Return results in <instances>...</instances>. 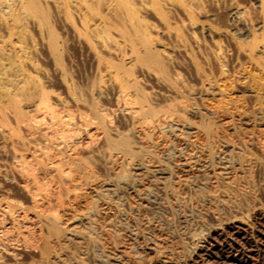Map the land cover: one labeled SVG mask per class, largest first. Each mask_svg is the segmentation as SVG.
Returning a JSON list of instances; mask_svg holds the SVG:
<instances>
[{
  "label": "bare ground",
  "instance_id": "obj_1",
  "mask_svg": "<svg viewBox=\"0 0 264 264\" xmlns=\"http://www.w3.org/2000/svg\"><path fill=\"white\" fill-rule=\"evenodd\" d=\"M195 1L0 0V263L9 258L15 264H88L91 257L105 264L107 245L121 238L120 246L124 229L131 228L135 239L149 227L139 207L157 196L144 180L173 196L172 160L183 148L205 153L209 164L215 157L242 161L237 143L224 142L218 155V134L203 117L208 108L196 107L189 97L195 89L173 69L172 53L182 50L197 88L220 95L226 89L223 49L211 52L217 74L206 75L172 16L180 13L191 21ZM230 6L235 20L246 17L247 8L237 0ZM258 8L264 33V0ZM149 16L173 44L152 33ZM228 37L248 63L264 68V35L246 42ZM191 41L197 46L193 36ZM69 42L90 60L91 75L83 84L73 81L66 66ZM38 49L59 77L63 96L49 89L34 58ZM148 80L159 89L147 88ZM105 96L113 102L114 111H108L118 125L99 103ZM191 113L198 120L187 116ZM8 184L23 199L11 194ZM148 249L156 257L159 249L154 244ZM29 250L33 258L22 259ZM171 259L161 261L177 264Z\"/></svg>",
  "mask_w": 264,
  "mask_h": 264
},
{
  "label": "rangeland",
  "instance_id": "obj_2",
  "mask_svg": "<svg viewBox=\"0 0 264 264\" xmlns=\"http://www.w3.org/2000/svg\"><path fill=\"white\" fill-rule=\"evenodd\" d=\"M230 1L196 0L192 6L191 21L180 13L172 15L190 42L189 53L200 62L201 70L206 75L217 74L218 65L211 57V52L217 46L223 49L222 80L226 89L221 95L213 91L205 93L197 88L199 84L192 64L182 50L172 53V65L182 81L195 89L193 95H189L190 100L200 109L203 106L208 108L203 117L215 127L218 134L215 150L222 151L221 145L224 142L237 143L242 148V161L238 163L230 158L227 163V160L215 157L209 164L205 153H195V156L191 149L183 148L181 154L184 155L176 156L181 160L174 157L171 166L173 173L170 192L175 200L165 195L159 185L154 186L155 182L149 181L150 185L145 179L144 183L157 196L156 199H149L150 204L147 202L139 207L141 215L149 218V227L143 230L141 237L135 239L130 234L131 228L124 229L120 233L123 237L120 246L118 242L121 238L109 243V248L107 245V257H102L107 260L104 261L105 264H163V258L165 261L172 258L171 262L175 260L173 262L177 264H264V68L258 69L248 63L246 56L232 46L228 37L232 34L246 42L256 35L260 40L261 35H264L263 28L259 26L262 15L258 0H237L247 8L246 17L237 21L230 13ZM148 20L153 23L152 33L159 40L173 44L171 38L160 32L161 26L154 17L149 16ZM191 36L197 40V46L192 44ZM34 58L44 69L49 89L63 96V85L40 49L36 51ZM64 58L73 81L76 84L86 82L91 75V65L82 48L69 42ZM149 87L159 89L151 80H148L147 88ZM105 97L99 99V103L109 114L115 107L109 96ZM187 116L191 120H198L196 114ZM113 117L111 118L118 125ZM184 157L185 163L186 160L188 163L191 159L197 160L184 165ZM226 163L229 168L224 173L222 168ZM219 171H223V174H219ZM11 185L8 184L5 188L8 191L12 189L11 194L17 198L22 196L20 199H23V195ZM129 195L128 200L132 204L137 203L133 194ZM8 227L6 224L3 226L5 229H9ZM152 244L160 250L157 249L159 252H156V257L148 249ZM24 252L22 259L33 258L32 250ZM88 259V264H92L91 257ZM92 261L93 264L96 263L95 260ZM0 264L15 263L5 258Z\"/></svg>",
  "mask_w": 264,
  "mask_h": 264
}]
</instances>
